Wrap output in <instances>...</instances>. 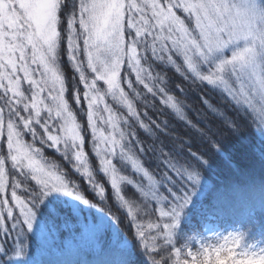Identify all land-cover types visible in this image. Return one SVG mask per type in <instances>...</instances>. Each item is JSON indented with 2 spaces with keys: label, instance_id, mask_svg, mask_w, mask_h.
Here are the masks:
<instances>
[{
  "label": "snow or ice",
  "instance_id": "6c2138e0",
  "mask_svg": "<svg viewBox=\"0 0 264 264\" xmlns=\"http://www.w3.org/2000/svg\"><path fill=\"white\" fill-rule=\"evenodd\" d=\"M0 264H264V0H0Z\"/></svg>",
  "mask_w": 264,
  "mask_h": 264
},
{
  "label": "rangeland",
  "instance_id": "374dc122",
  "mask_svg": "<svg viewBox=\"0 0 264 264\" xmlns=\"http://www.w3.org/2000/svg\"><path fill=\"white\" fill-rule=\"evenodd\" d=\"M70 233L68 232V235H67V237L65 238V243H69L70 242ZM208 235H211V232H209L208 233ZM249 243H252V242H254V241H251L250 239H249V241H248ZM48 254L47 253H44V257H46Z\"/></svg>",
  "mask_w": 264,
  "mask_h": 264
},
{
  "label": "trees",
  "instance_id": "16d2710c",
  "mask_svg": "<svg viewBox=\"0 0 264 264\" xmlns=\"http://www.w3.org/2000/svg\"><path fill=\"white\" fill-rule=\"evenodd\" d=\"M68 228H71V225H69L68 226ZM64 231H65V238L67 237V235H68V230L67 229H64ZM251 240V239H250ZM252 241V240H251ZM44 258H48V259H56V257H54V256H46V257H44Z\"/></svg>",
  "mask_w": 264,
  "mask_h": 264
}]
</instances>
